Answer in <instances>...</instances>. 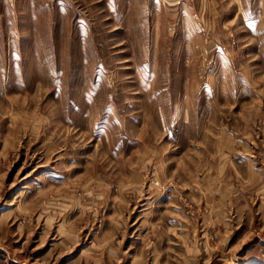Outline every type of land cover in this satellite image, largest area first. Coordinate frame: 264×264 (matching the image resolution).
I'll return each mask as SVG.
<instances>
[{"label":"rangeland","instance_id":"1","mask_svg":"<svg viewBox=\"0 0 264 264\" xmlns=\"http://www.w3.org/2000/svg\"><path fill=\"white\" fill-rule=\"evenodd\" d=\"M0 264H264V0H0Z\"/></svg>","mask_w":264,"mask_h":264}]
</instances>
